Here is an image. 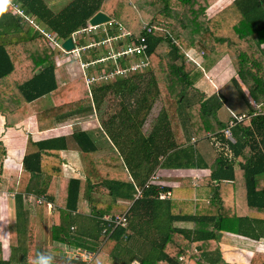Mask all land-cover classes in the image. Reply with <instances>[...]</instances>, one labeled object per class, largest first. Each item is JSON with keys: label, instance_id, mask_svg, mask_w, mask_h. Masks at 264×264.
Wrapping results in <instances>:
<instances>
[{"label": "trees", "instance_id": "1", "mask_svg": "<svg viewBox=\"0 0 264 264\" xmlns=\"http://www.w3.org/2000/svg\"><path fill=\"white\" fill-rule=\"evenodd\" d=\"M14 1L40 27L64 39L88 27L98 10L107 12L114 19L112 25L118 22L132 28L135 37L147 35L150 65L144 71L149 69L150 74L143 77L142 86L136 79L144 72H138L95 84L92 93L83 74L61 83L56 48L34 24L0 0V113L6 126L28 117L33 101L44 96L52 97L53 104L37 111L40 130L95 112L103 92H115L121 105L107 120V127L115 128L109 129L117 144L111 152L97 153L87 130L30 140L20 172L6 178V149L0 141V191H14L16 204L11 230L9 224L16 242H11L7 258L1 255L0 242V264H28L23 235L30 223L25 202L29 195L37 200L28 203H52L55 250L71 245L95 251L89 263L72 258L71 264H131L135 259L139 264H224L219 246L222 231L264 237V0H232L212 14L208 8L216 0H70L58 11L45 0ZM135 11L140 17L134 20L131 13ZM144 26H150L151 32ZM112 28L98 40L114 34ZM96 34L75 36L76 44ZM93 50L97 57L98 49ZM198 55L202 60L227 55L235 79L261 106L233 126L235 141L221 131L228 123L218 115L223 100L197 86L203 76ZM158 96L160 111L145 134L141 128ZM192 136L200 139L193 142ZM70 141L89 154L85 179L64 174L61 150ZM206 142L211 146L209 161L200 150V143ZM158 165L211 171L195 184L190 178H183L178 187L157 181L147 184ZM138 187L142 189L139 196ZM167 190L169 198L158 197ZM81 195L91 207L89 214L78 211ZM101 195L110 200L102 201ZM118 199L129 203H118ZM127 209L125 226L113 228L103 219ZM104 228H108L106 237ZM53 264L67 261L54 257ZM250 264H264V253L255 252Z\"/></svg>", "mask_w": 264, "mask_h": 264}, {"label": "crops", "instance_id": "2", "mask_svg": "<svg viewBox=\"0 0 264 264\" xmlns=\"http://www.w3.org/2000/svg\"><path fill=\"white\" fill-rule=\"evenodd\" d=\"M230 1L232 0H216L209 6V14L220 10ZM261 47L264 49V41H262ZM73 60H76L79 63V73L77 74H74L70 70H64L61 66L62 64H58L57 76L64 75L67 77L61 83H65L67 80L82 74L83 70L81 61L79 59ZM197 60H199V62L202 61L203 66H209L212 72V75L210 77L204 74L205 79L203 80L201 78L197 83V86L200 87V89L204 91L206 95H210L215 92L223 100L224 105L218 112V115L223 123L228 122L232 113L251 114L258 109L260 110L261 106L258 105L255 99L250 95L247 87L243 83L237 82L238 80L235 79V72L227 55H213L209 58L205 57L203 60L202 57L198 55ZM108 94L109 91L106 93L103 92V94L98 95V107L95 109V112L89 115L68 119L59 123V125H57L56 127L45 130H40L38 128L36 113L41 108L53 104L52 97L50 96H44L40 98L42 99L40 104L37 103L40 99L33 101L32 113L14 126H6L5 117L0 113V141L6 149V156L3 160V175L6 178H11L14 173L20 172L22 168L23 157L26 153L28 142L30 140L37 141L53 136H68L76 130H87L92 136V139L97 144V153L117 150V144L114 143L109 135V129L115 131V128H112V125H110V127H107L108 118H110V116L117 111L113 113L106 112L105 109H102L104 108L103 106L105 105V103H109ZM191 141L190 143H192ZM68 144V148L61 150L64 174L68 177L85 179L87 176L86 168L89 166V159L86 160L85 157L86 155H88L89 158V154H85L83 151L78 149L75 142L73 141H70ZM200 150L203 157H205L209 161V159L207 158V156H209L208 153L210 152L208 146L205 143H202ZM210 171L211 169L208 167L178 168L158 165L155 172L159 176V183H161L162 185L178 187L181 184V180L183 178H190L193 184L199 183V181L202 180L206 175L210 174ZM162 175L166 176L162 178ZM99 197L102 201L110 200L108 195H101ZM118 203L127 204L129 203V201L118 199ZM32 204H34V202H32ZM35 206L41 209L46 207L49 209L51 214V207L49 205L46 206L44 204H39ZM0 210L1 224H4L2 221L5 218H7V220L5 219L7 221V225L15 221L16 204L14 191H0ZM29 210L30 217L32 218L31 212L33 210L31 208ZM78 211L83 214H89L91 212V207L88 201L82 195L79 200ZM175 224L179 226L190 225L189 223L183 222H177ZM1 228V232H3L2 234L0 233V240L1 242H7L10 237V230L9 228L5 230L3 226ZM219 235V246L222 252V257L226 262H224V264H250L252 256L255 252L258 251L264 253V237L260 239H252L230 231H222ZM66 246L67 245H65V249ZM4 258H7V256ZM135 263L139 264V261L135 259Z\"/></svg>", "mask_w": 264, "mask_h": 264}, {"label": "built area", "instance_id": "3", "mask_svg": "<svg viewBox=\"0 0 264 264\" xmlns=\"http://www.w3.org/2000/svg\"><path fill=\"white\" fill-rule=\"evenodd\" d=\"M5 6L14 13L20 14L24 19L29 20L34 24L48 39V41L58 50L57 54H61L71 59H79L81 61V66L83 69L82 74L84 75L87 84L92 93V87L95 84H104L110 81H115L119 77H127L134 73L142 72L150 64L149 57L147 55V50L149 47L147 35L141 34L140 36H133L132 31L124 28L123 24L115 22V26L112 25L114 19L111 21L101 24L107 25V30L110 26H113L114 34H108L104 39L98 40L93 38V41L84 42L83 44H76L75 36L79 35V38L86 37L89 33L98 29L101 25H91L89 23L88 27L76 31L72 37L74 40L75 47L71 50H66L63 47L64 38L49 32L43 27H40L32 16L24 13L23 10L19 9L14 0H2ZM111 24V25H108ZM122 29L126 31H122ZM146 32H151L150 26H144ZM106 32L108 33V31ZM86 32V35L83 36ZM95 32V31H94ZM104 45V48H107V51L102 54H98L97 57H94V48ZM119 47V48H118ZM92 49L90 52L89 50ZM70 53L69 54L66 53ZM58 64H61L58 61ZM249 113H232L230 116L227 125L221 130L227 139L230 141H235V138L232 134L233 126L247 118ZM197 139L193 137L192 141L195 142ZM159 176L155 172L151 178L147 181V184L151 182H160L158 181ZM141 188H137V196L141 193ZM171 191H160L158 197L161 199L169 198ZM30 200V201H28ZM37 200L36 196L29 195L26 197V202H31ZM41 201V199H38ZM48 205L52 207V203L48 202ZM128 209L123 212L106 214L103 216V219L107 224L113 228L117 226H125L128 223L127 219ZM108 235V228H104L102 231V236L106 237ZM65 256L70 255L73 259L82 261L83 263H89L95 256V251H91L82 247H76L67 245L64 250Z\"/></svg>", "mask_w": 264, "mask_h": 264}, {"label": "rangeland", "instance_id": "4", "mask_svg": "<svg viewBox=\"0 0 264 264\" xmlns=\"http://www.w3.org/2000/svg\"><path fill=\"white\" fill-rule=\"evenodd\" d=\"M50 7H52L55 11H58L59 9H61L63 7V5H65L66 3H68L70 0H45ZM132 10H136V8H132ZM137 11H139L137 9ZM135 11L132 12L131 16L132 19H136L137 17H140V14ZM140 12V11H139ZM107 25H101L98 29L94 30L95 32H97L96 35H94L95 39H99L100 37H103L104 32H106L107 30ZM125 29L127 30H132V28L127 27L126 25H123ZM126 26V27H125ZM112 30H114L112 28ZM31 33L34 32V30L32 28H30L29 30ZM93 31V32H94ZM122 31H126L124 29H122ZM82 35H86V34H82ZM93 41V38L90 36V38L86 39V42H90ZM104 45H101L99 47H95L96 49H98V54H102L104 52L103 47ZM119 48V47H118ZM92 49L89 50V52ZM57 49H56V53H57ZM69 54L71 56L70 53H66ZM57 60L61 62V66L63 67L64 70H70L71 72H73L74 74L79 73V63L76 60H73L71 58H68L66 56H63L62 53L59 55L57 54ZM60 66V67H61ZM83 70V69H82ZM146 70V69H145ZM149 70V69H148ZM147 71H142L144 72V75L140 76V78L136 79L137 81H139L141 86L143 85V77L145 76H149V72ZM201 73L203 74L202 79L204 80V74L208 75L209 77L212 75V72L210 70L209 66H203L201 67ZM67 77L64 75H58V79L60 82L64 81ZM137 82V83H139ZM153 91V90H152ZM115 92L109 91V103H105V105L103 106L106 112H115V111H119L121 108L120 105V99H118V96L114 94ZM150 94H149V98H150ZM135 98V97H134ZM133 98V99H134ZM159 96L157 97V99L155 100L154 106L150 112V114L147 116V119L144 122L143 127L141 128V131L145 134L149 133L152 130L153 124L156 120V116H158V113L160 111V107H161V100L159 101ZM132 99V100H133ZM41 100H38V104L41 103ZM131 100V101H132ZM242 102V101H241ZM243 103V102H242ZM146 109V105L145 107L141 110L139 116H143L144 112ZM101 114V112H100ZM139 117V118H140ZM197 139L199 140L200 138L197 137ZM199 142V141H198ZM202 144V143H200ZM208 146V149L211 150V146L210 144H208L207 142L205 143ZM187 145V144H186ZM146 168L148 169V167H144L142 168L143 174L146 173ZM166 176V175H162V178ZM26 202V201H25ZM28 209H32L33 211L31 212V216L30 217V223L28 225V229L26 232V235H23L24 238H26L27 240V246L29 248V254H28V264H33L35 255L38 251H47L49 253H51L53 255V257L59 259L62 257H65V253L64 250H55L53 248L54 244H56L57 242L55 240L52 239V230H51V226H52V214H50V211L48 208H39L37 206H35V204L32 203H28L26 202ZM116 211V210H115ZM119 210H117L116 213H118ZM7 220V218H5ZM3 220L2 222L4 224H1L0 221V233L2 234L1 230H2V226L4 227L5 230H7L9 228V225L6 224V220ZM13 224V223H11ZM11 224H10V230H11ZM13 229V228H12ZM9 237V236H8ZM28 238V239H27ZM8 241H9V245H8ZM7 242H1L2 245V251H1V255L6 257L9 256L11 254V248H10V242H16V237H9ZM58 244V243H57ZM6 245V246H4ZM101 263V262H100ZM131 264H138L135 263V260H133V262Z\"/></svg>", "mask_w": 264, "mask_h": 264}, {"label": "water", "instance_id": "5", "mask_svg": "<svg viewBox=\"0 0 264 264\" xmlns=\"http://www.w3.org/2000/svg\"><path fill=\"white\" fill-rule=\"evenodd\" d=\"M113 18L110 14H108L107 12L103 11V10H98L95 14H93L90 18H89V23L91 25H101V24H105L109 21H111ZM63 47L66 50H71L75 47L74 44V40L72 36H69L68 38H66L63 42Z\"/></svg>", "mask_w": 264, "mask_h": 264}, {"label": "clouds", "instance_id": "6", "mask_svg": "<svg viewBox=\"0 0 264 264\" xmlns=\"http://www.w3.org/2000/svg\"><path fill=\"white\" fill-rule=\"evenodd\" d=\"M67 264H71L72 257L70 255L65 256ZM53 255L47 251H38L35 255L33 264H53Z\"/></svg>", "mask_w": 264, "mask_h": 264}]
</instances>
